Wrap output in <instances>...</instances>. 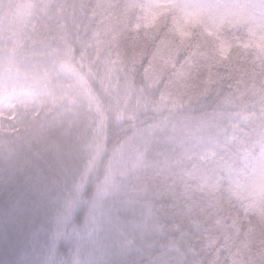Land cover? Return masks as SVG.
Here are the masks:
<instances>
[{
	"label": "trees",
	"instance_id": "16d2710c",
	"mask_svg": "<svg viewBox=\"0 0 264 264\" xmlns=\"http://www.w3.org/2000/svg\"><path fill=\"white\" fill-rule=\"evenodd\" d=\"M27 1L0 0V96L46 92L56 106L41 99L36 115L0 119V264L26 262V250L43 253L37 264H150L148 245L170 264H264V203L237 195L254 157L247 147L264 135L257 52L223 54L219 38L201 26L182 36L170 14L144 27L139 0L38 2L19 37L15 12ZM79 79L106 136L89 162L88 119L78 116L87 112L62 101ZM152 125L134 163L125 140ZM109 211L145 232L142 242L130 230L132 254L118 256L101 236Z\"/></svg>",
	"mask_w": 264,
	"mask_h": 264
},
{
	"label": "rangeland",
	"instance_id": "374dc122",
	"mask_svg": "<svg viewBox=\"0 0 264 264\" xmlns=\"http://www.w3.org/2000/svg\"><path fill=\"white\" fill-rule=\"evenodd\" d=\"M38 2H41L44 7H47L49 4L48 0H28L16 10L15 22L19 29L14 30H17L16 32L19 37H22L27 32L28 27L30 28L34 24L32 21L38 11ZM139 2L141 4L143 3L142 25L144 27H149L161 16L170 14L176 18L174 22L178 28L179 24L183 26L179 28L182 36L186 34V32L184 33L187 29L185 28L186 26L190 28L201 26L209 36L219 38L220 50L223 54H226L232 45H241L255 50L259 56L256 57L257 60L264 63V0H139ZM66 4L64 1L59 5L58 11L61 16L70 13ZM49 7L51 9L48 11H52V7ZM86 8L85 6L82 11L86 12ZM57 15L59 16V14ZM8 19L12 20V15H9ZM71 29L73 30L72 27ZM4 30L8 34L12 31L9 27H5ZM0 31H3L1 26ZM64 40L66 41V39ZM108 74L111 75L112 72H108ZM69 77L75 78L76 76L71 75ZM77 82L78 84H75L76 86L73 85L74 88L70 91L72 97L63 99L62 101H66V103L77 111L83 112L86 110L87 112V114L78 113V116H84L88 119L85 129V135L87 136H85L86 148L84 151L86 153L83 154V159L89 162L95 158V151L99 150L105 143L106 136L103 134L102 115L100 111L96 110L98 106L91 90L81 79ZM41 99H49L51 100V107L54 108L56 106L51 93L44 92L41 98L34 92L14 96L2 95L0 96V119H13L18 111L25 115H36L43 110V102ZM137 101L138 96L135 104H137ZM262 108H264V103L262 104ZM1 132L3 130L0 128ZM154 136V125H152L151 127L146 126L141 131L135 132L133 137L128 141L127 139L125 140L126 143L123 148L126 150V154L133 155L132 161L134 163L139 162L138 155L142 151L141 148L145 146V142L152 141ZM251 150V154L254 155L253 161L250 162L251 167L245 175L243 184L239 186L237 195L239 196L238 201L242 204L247 201L251 205L259 206L264 203V135L262 136V133H258V137H256L255 143L251 144V147H247L248 152ZM112 214L114 212L109 211V213L102 214L99 217L100 220L97 222H102L99 225L101 236L106 239L110 245V249L118 250L116 251L118 256L122 253L132 254L136 247L135 238L133 239L130 230L134 232L138 229L134 234L142 242H144L145 232L142 234L139 229L141 226L137 224H133L130 228L124 226V222ZM105 230L111 232V235L109 233H107L108 236L104 235ZM116 240L117 243H115ZM29 242H33L34 245L38 243L36 238H32ZM106 250L101 251L99 254L100 258L105 257ZM26 251L25 254H28L30 257L29 260L25 262L24 255H20L18 260L12 263L20 264L25 262V264H37L43 258H46L40 251H35L33 255L32 253L29 254L28 250ZM146 251H144L142 256L150 264H170L168 258L165 256L160 255L161 260L157 259L158 255L154 253L152 245H148V250ZM95 259L96 257H94Z\"/></svg>",
	"mask_w": 264,
	"mask_h": 264
}]
</instances>
